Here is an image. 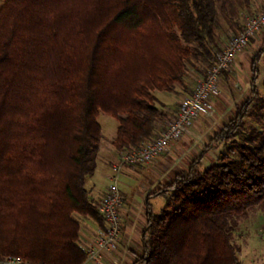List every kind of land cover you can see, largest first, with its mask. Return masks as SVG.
Instances as JSON below:
<instances>
[{
    "label": "trees",
    "instance_id": "1",
    "mask_svg": "<svg viewBox=\"0 0 264 264\" xmlns=\"http://www.w3.org/2000/svg\"><path fill=\"white\" fill-rule=\"evenodd\" d=\"M216 0H6L0 7V254L29 264H82L77 216L103 226L85 185L101 138L118 121L117 152L138 148L187 62H215ZM264 41L253 58L256 66ZM205 76V75H204ZM264 111L256 85L188 167L152 195L134 264H240L238 220L264 208ZM226 151L205 162L213 144ZM148 206V201H146Z\"/></svg>",
    "mask_w": 264,
    "mask_h": 264
},
{
    "label": "crops",
    "instance_id": "2",
    "mask_svg": "<svg viewBox=\"0 0 264 264\" xmlns=\"http://www.w3.org/2000/svg\"><path fill=\"white\" fill-rule=\"evenodd\" d=\"M242 27L243 25L241 27L236 26L234 30H229L228 33H225L221 37V41H219L220 45L227 42L226 40L231 35L239 32ZM261 35L262 33H259L249 46L235 55L231 69L224 71L219 78L218 91L210 97V108L206 113L197 117L189 126L188 132L184 134L183 138L173 142L165 152L140 168L135 165H127V167L123 168L119 188L124 200L120 211V233L115 248L103 253L98 261L85 260L82 264H134L137 256L143 252L142 230L147 222L148 207L153 212H158L165 203L163 196L152 194L157 192L163 185L168 184L178 171L188 167L190 160L200 152L209 138L220 130L222 125L235 114L237 105L250 96L252 86H257V80L253 83L252 79V65L254 55L264 41V38H262V42L259 44ZM259 61L256 64L257 67L259 66ZM190 70L191 73L187 74L183 83L176 84L173 91L154 92L157 97L156 106L162 112L156 121L154 135L164 129L166 122L175 114L181 99L192 92L195 80L198 81L205 75L199 74L193 68ZM158 95H162V97L160 98ZM213 119L219 124L215 127V132L212 135L210 134L205 144L196 153L192 154L188 159H183L184 164H181L182 162H180L179 158L184 154L186 142L188 143L194 137H199L203 132L202 127ZM106 151L97 149L94 170L86 178L85 185L95 202L105 194L108 183L107 174L111 171V164L118 159L119 152L115 149L114 151ZM146 201H148V206ZM77 217L80 224L77 244L81 248L85 243L92 240L97 228L100 226L90 217Z\"/></svg>",
    "mask_w": 264,
    "mask_h": 264
},
{
    "label": "built area",
    "instance_id": "3",
    "mask_svg": "<svg viewBox=\"0 0 264 264\" xmlns=\"http://www.w3.org/2000/svg\"><path fill=\"white\" fill-rule=\"evenodd\" d=\"M263 28L264 3L245 20L242 29L222 46L215 62L208 68L205 76L197 81L192 92L181 99L175 114L166 122L164 129L138 148L119 152L117 162L111 165V172L107 175L105 194L96 202V208L103 218V226L97 228L92 240L81 247L86 260L98 261L103 253L115 248L120 233V211L124 200L119 188L122 169L127 165L144 164L153 160L188 132L189 126L197 117L210 108V97L218 91L221 74L231 69L235 55ZM0 264L29 263L18 256L0 254Z\"/></svg>",
    "mask_w": 264,
    "mask_h": 264
},
{
    "label": "rangeland",
    "instance_id": "4",
    "mask_svg": "<svg viewBox=\"0 0 264 264\" xmlns=\"http://www.w3.org/2000/svg\"><path fill=\"white\" fill-rule=\"evenodd\" d=\"M5 1L6 0H0V7L3 5ZM263 3L264 0H216L217 18L215 24V32L218 35L217 37L218 49L215 52V54H217L219 50L222 48V46L226 43L225 42L224 44L220 45L219 41H221V37L225 33H228L229 30H234L236 26L241 27L242 25H244L245 20L253 13L258 11L262 7ZM259 33H262L261 40L259 43L261 44L262 38H264V28L260 30L256 34V36L248 42V44L245 47L249 46ZM258 65H259L258 66L259 75L256 82L259 89V97L264 102V55L261 56ZM187 66H188L187 73H191L190 69L193 68L199 74L200 73L206 74V71L209 68V66L205 62L196 61V60H193L192 62L190 61L187 62ZM196 83L197 80H195L194 84ZM158 96L160 98L162 97V95H158ZM256 121L257 120L255 119V117L245 118L244 129L242 132L246 134L248 131V127L250 125H253L258 129L264 128V111H262L261 117L258 120L260 122L258 123ZM97 122L100 125V128H102L101 138L97 149L99 151L101 150L114 151L112 141L115 138L118 121L115 118L100 111L97 117ZM217 125L219 124L218 122H215L214 119L209 120L208 123L204 127H202L203 132L200 134L199 137H194V139H191L188 143L186 142L184 154L179 158L180 162H182L181 164H184L183 159H188L192 154L196 153L202 145L205 144L207 139L210 137V134L212 135L215 132L214 130L216 129L215 127ZM183 136L181 138H183ZM225 151L226 148L223 143L213 144L212 151H210L207 154L205 162L214 161L220 152H225ZM115 162H117V160ZM147 163L138 164L135 166L137 168H140L141 166ZM130 168H134V167H130ZM121 173L119 175V182H120ZM263 230H264V208L257 206L249 208L247 211V215L238 220V225L232 231V242L240 247V252H239L240 264H264V231Z\"/></svg>",
    "mask_w": 264,
    "mask_h": 264
}]
</instances>
